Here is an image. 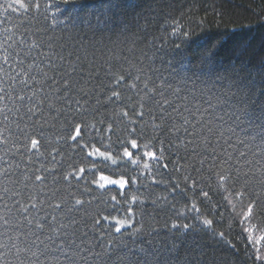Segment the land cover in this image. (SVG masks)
Returning a JSON list of instances; mask_svg holds the SVG:
<instances>
[{
  "label": "trees",
  "instance_id": "1",
  "mask_svg": "<svg viewBox=\"0 0 264 264\" xmlns=\"http://www.w3.org/2000/svg\"><path fill=\"white\" fill-rule=\"evenodd\" d=\"M8 2L0 0V40L7 28L16 40L22 39L19 33H25L27 44L37 51H62L72 62L82 63L80 72L91 79L87 90L95 89L93 96L81 101L86 111H76L73 104L71 112L57 117L45 108L35 123L21 122L19 116L10 114L7 128L0 115V141H4L0 157L11 165L23 161L21 170L26 164L29 172L41 175V181L32 176L29 190L41 193V199L49 197L48 213L56 203L70 198V207L77 211L55 215L65 225L77 227L89 264L92 256L87 248L101 237L105 246H110V238L116 243L127 241L128 249L119 251H128L137 264L145 259L140 248H155L169 264H264V240L260 239L264 237V0H33L47 6V12L33 8L20 19L5 11ZM40 40L50 42L49 48L41 49ZM3 60L0 51V63ZM146 83L156 100H162L160 93H164L178 108L185 101L173 95V89L181 97L196 89L206 98L216 93L230 95L237 91V84L254 92L245 111L238 113L239 120L232 115L235 109H217L223 119L213 125L215 156L208 149L197 159L191 154L192 145L184 159L183 148L175 154L171 130L162 133L158 120L137 117L144 95L137 88L143 90ZM113 89L120 98L109 101ZM4 103L0 101V109ZM125 111L128 116H123ZM77 123L83 129L79 144L70 138ZM175 135L184 138L182 131ZM32 139L37 140L35 148ZM132 139L137 141L136 149L131 147ZM93 147L113 154L117 164L95 154L89 157ZM125 148L133 154L131 159L123 157ZM147 151L154 156L146 157ZM241 151L247 154L239 162L243 172L235 159ZM132 159L137 163L132 164ZM201 159L206 163L201 165ZM92 162L95 176L88 171ZM6 167L0 161V171ZM244 174L249 176L247 181ZM100 175L123 177L126 186L99 189L93 180L98 181ZM78 176L83 177L79 183ZM76 199L84 207L76 205ZM2 209L0 201V214ZM128 211L134 216L146 213L145 221L156 231L139 238L127 235L130 228L116 233L114 220L126 218ZM204 219L213 225L204 226ZM173 223L177 228H172ZM78 264L83 262L78 260Z\"/></svg>",
  "mask_w": 264,
  "mask_h": 264
},
{
  "label": "snow or ice",
  "instance_id": "2",
  "mask_svg": "<svg viewBox=\"0 0 264 264\" xmlns=\"http://www.w3.org/2000/svg\"><path fill=\"white\" fill-rule=\"evenodd\" d=\"M33 8L38 13L41 8L45 13L47 12V6L34 3L33 0H10L6 4L5 11L9 14H16L15 18L20 19L22 15L30 13ZM45 19H47L46 15ZM23 26L22 23L21 27ZM47 31L48 29L45 28V32ZM19 34L22 39L16 40L15 35L6 28L4 38L0 40V51L4 55L3 63H0V101L5 102L4 108L0 109V115L3 116L5 127H8V122L11 120L10 114L19 116L21 122L28 119L35 123L43 116L45 108L49 114L56 113L57 117L64 115L65 112H71L73 104L76 106V111H86L81 105V101H87L89 97L93 96L95 89L87 90L91 79L83 77V73L80 72V68L83 67L82 63L72 62L62 51L57 52L54 49L37 51L33 45L27 44L25 33ZM39 45L41 49L49 48L50 42L40 40ZM215 56L216 53L213 52L212 57ZM117 79L119 80V77ZM236 87L237 91L230 95L216 93L209 98L196 89H193L188 96L181 97L179 92L173 89V95L185 101L182 108H178L175 102L164 93H160L164 97L162 100H156L155 95H152L153 88H150L146 83L143 90L137 88L138 92H144L141 97L142 109L137 113V117L143 119L147 115L153 117V120H158L160 122L159 130L162 133L171 130L173 133L171 140L176 142L175 154H180V148L184 149L181 158L186 159L189 155V147L192 145L195 146L191 147V154L197 159L201 158L203 152L208 149H212L210 155L215 156L217 153L213 146V137L216 129L213 125L223 119L217 114V109L221 112L225 107L235 109L232 115L239 120L241 116L238 113L242 114L245 111V105L249 103L254 92V89L250 88L242 90L239 84ZM112 97L119 99L120 94L113 89L109 101ZM24 109L26 111L21 116ZM58 109H64V111H58ZM169 109H172L176 115L173 116ZM128 115L127 111L123 113V116ZM65 123H67V119H65ZM130 123L135 125L136 120H132ZM17 127H19V122ZM21 131L22 134H25L23 130ZM82 131L81 124L77 123L75 134L70 137L71 140L79 144L78 137L82 138ZM181 131L183 139L180 135H175ZM0 143H4V141H0ZM31 145L35 148L37 140L32 139ZM131 147L137 148L136 139L131 140ZM81 148H83L82 145ZM4 151L5 155L9 154L7 147ZM17 152L20 150L17 149ZM94 154L102 157L105 161H111L113 165L117 164L113 154L108 151H100L99 148L93 147L87 153L89 157ZM132 155L127 148L123 150V157L131 159ZM144 155L151 158L154 153L147 151ZM246 156L247 154L241 151L235 157L236 167L240 169V172H243V165L239 162L246 160ZM231 159L230 156L229 164H231ZM0 161L7 165L0 171V181H2L0 201H3L2 214H0V264H78V260L83 264H89L88 256L83 254V238L80 237L77 227L72 224L65 225L64 221L55 215L58 211L66 213L77 211L70 207V198L68 201L56 203L53 212L48 213L45 204L51 205L49 197L45 195L41 199V193L29 190L32 176L36 181H41V175L29 172V166L26 164L21 170L23 161H18L16 165H11L3 157H0ZM92 163L93 167L88 171L95 176V162ZM131 163L136 164L137 161L132 159ZM204 163L206 160L201 159V165ZM143 167L148 169V163H144ZM79 171L83 173L85 169L80 168ZM191 178L190 176L186 177V179ZM65 179L67 178L65 177ZM76 179L79 183L83 177L78 176ZM240 179L241 176L238 173L236 180ZM243 179L247 181L248 174H244ZM93 183L99 189H105L106 185H118L120 189H124L127 182L123 177L111 179L107 175H100L99 180H93ZM131 183L135 184L136 180L133 179ZM8 184L13 187H8ZM15 185H20V187L17 188ZM35 187L32 185L33 189ZM84 188L87 190L88 185L85 184ZM31 200L36 202L29 204ZM75 204L84 207L80 199H76ZM85 211L87 210L85 209ZM249 212H251V208ZM49 215L52 217L51 219L48 218ZM145 215L146 213H140L139 216H134L132 211H128L126 218L114 220L115 232L121 233V229L130 228L131 232L127 233L129 237L149 236L156 231V228L152 223L145 221ZM66 218L72 221L78 219L75 216H66ZM202 223L206 227L213 225V221L209 219H204ZM172 228H177V225L173 223ZM87 235L93 241L96 240L92 233ZM260 239L264 240V237ZM77 240H81V243L78 244ZM175 247L176 245L173 244L172 250ZM96 248L101 250L96 252ZM119 249H128V242L121 239L119 243H116L110 238V246H105L103 237H101L99 243H92L87 248V252L92 256V264H96L97 260H99V264H137L128 251H119ZM138 251L145 256L143 264H169L167 258L157 253L155 248L151 251L140 248Z\"/></svg>",
  "mask_w": 264,
  "mask_h": 264
}]
</instances>
